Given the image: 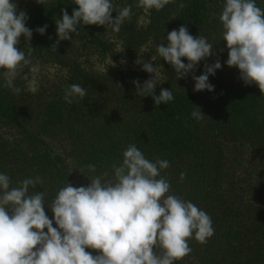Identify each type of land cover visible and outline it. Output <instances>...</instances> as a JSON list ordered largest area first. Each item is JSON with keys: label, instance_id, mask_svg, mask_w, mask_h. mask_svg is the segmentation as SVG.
Masks as SVG:
<instances>
[{"label": "rangeland", "instance_id": "obj_1", "mask_svg": "<svg viewBox=\"0 0 264 264\" xmlns=\"http://www.w3.org/2000/svg\"><path fill=\"white\" fill-rule=\"evenodd\" d=\"M193 1L183 0L186 6ZM205 1L209 10L200 35L213 44L214 55L199 62L194 75H201L205 64L219 60L221 69L209 76L212 85L259 89L254 84L245 85L239 78V70L225 64L228 50L226 42L221 41L219 20L223 0ZM38 2L17 0L18 10L26 11L29 16L26 22L29 29L36 16V7H48L55 0ZM180 2L176 0L160 11L152 10L146 14L136 7V0H114L116 9L132 6L131 16L119 33L111 29L106 31V26H86L88 32H94L108 42L105 50L90 44L88 38L81 39L73 34V40L61 41L57 51L50 48L48 53L39 54L32 48V38L26 42L21 36L17 48L23 50L31 61L18 70L19 75L14 81L21 91L16 94L12 89L0 86V100L14 103L25 121L23 128L0 122V172L11 177L12 186H17V181L25 178L39 176L43 183L37 185L36 190L45 191L50 203L68 182L79 187L87 186L90 183L88 178L103 173H108L104 179L113 177L112 165L122 161V153L127 148L125 143L127 146L134 143L124 124L125 117L132 112L116 97L111 101L103 99V95L96 93L91 85L114 82L136 92L133 81L139 80L142 84L154 77L135 64L139 56L145 61L154 58L152 63L158 68L156 94L162 88L171 89L174 94L201 101L206 90H193V73L176 80L172 66L156 52L157 46L165 43L168 32L174 29V18L186 8H180ZM257 6L264 8V0H257ZM112 15L115 17L116 13ZM121 60H126L127 64H121ZM183 62L187 63V60ZM122 80L126 84H122ZM33 82L35 92L28 90ZM2 83L0 79V85ZM70 84H79L86 89L83 100L65 103L64 90ZM148 98L141 97L140 100L146 102ZM50 106L55 112L60 111L59 119L48 117ZM202 113L205 116L200 119L199 155L177 160L176 165L170 164L161 175L171 184L169 194L190 200L206 211L212 219L214 234L203 244L189 239L192 251L177 263L264 264V102L250 112L247 119L241 118L235 123L210 116L204 108ZM100 123L107 133L103 134L105 137L98 136L97 125ZM99 142L111 144L109 154H104L103 158L99 153ZM42 150L61 160L62 165L58 167L67 172L65 179L58 181V173L51 162L48 165L43 160L34 162L30 159L36 151ZM88 164H94L96 171L90 172L86 167ZM181 173H185L182 180ZM45 211L52 218L47 202Z\"/></svg>", "mask_w": 264, "mask_h": 264}, {"label": "clouds", "instance_id": "obj_2", "mask_svg": "<svg viewBox=\"0 0 264 264\" xmlns=\"http://www.w3.org/2000/svg\"><path fill=\"white\" fill-rule=\"evenodd\" d=\"M71 2L78 6L72 14L62 9L61 18L55 20L54 51L61 41H72L81 25L106 26V31L119 33L132 11L131 5L116 9L114 0ZM169 3L176 0H136V7L150 14ZM185 6L181 0L179 7ZM28 19L26 11L18 10L17 0H0V86L16 94L21 91L14 84L18 70L31 63L17 48L21 36L26 42L33 36V30L26 27ZM219 20L221 41L228 50L225 64L236 67L243 83L256 85L264 95V8L257 6V0H223ZM47 27L35 31L43 35ZM165 41L156 52L172 66L176 80L193 73L194 91H214L209 76L221 69L219 60L205 64L203 73L194 75L199 62L214 55L207 37H194L186 26H180L168 32ZM152 61L154 58L145 61L141 56L135 61L142 71L154 74L142 84L133 81L135 94L152 97L156 106L168 104L174 100L173 92L162 88L156 95L158 68ZM121 64L127 61L121 60ZM28 90L36 91L34 82ZM86 94L81 85L70 84L63 99L73 104ZM204 116L199 107L191 112L196 120ZM122 156L119 164L112 165L111 179H104L108 173H103L92 179L86 176L87 186L68 182L50 203L45 191L36 190L43 183L41 177L25 178L12 186L11 177L0 172V264H176L191 253L189 239L206 243L214 234L212 219L192 201L169 194L171 184L161 171L170 162L149 160L136 144H129ZM86 167L96 171L94 164ZM180 175L182 180L185 173ZM45 202L52 218L46 214Z\"/></svg>", "mask_w": 264, "mask_h": 264}, {"label": "trees", "instance_id": "obj_3", "mask_svg": "<svg viewBox=\"0 0 264 264\" xmlns=\"http://www.w3.org/2000/svg\"><path fill=\"white\" fill-rule=\"evenodd\" d=\"M207 1L195 0L190 2L186 8L180 12L173 20L174 29L180 26H186L194 37L200 36L201 29L207 20L208 10ZM78 6L72 4L71 0H55L48 6H37L35 18L32 21L31 30L32 48L39 54L48 53L56 38L55 20L61 18V10L66 9L69 15L72 14L73 8ZM48 25L45 34L41 35L35 31L36 28ZM86 26H79L78 35L81 39L88 38L89 43L95 44L99 50H105L109 44L101 40L94 32H88ZM51 37V39H50ZM123 82V80H122ZM100 85L92 84L91 87L96 93H101L103 99L111 101L113 97L124 106L127 105L128 114L125 117L127 131L146 158L148 156H157L166 159L170 164L176 165L177 160L190 155H199V129L202 121L191 117V112L199 107L202 111L204 108L210 116L235 123L238 119H247L250 114L260 103L264 102V95H261L259 89L242 88L231 89L227 87H215L212 92L205 91L201 98V104L193 98H186L173 93L174 100L168 104L161 103L159 106L154 104L152 97L140 100L130 88L118 84ZM122 84H126L123 82ZM103 89L100 90L99 88ZM125 87L127 90H125ZM108 95V96H107ZM159 95V94H156ZM138 101V102H137ZM142 101V102H141ZM109 103V102H108ZM51 113L49 118L57 120L61 116L60 111L55 112L53 107H49ZM106 120V119H104ZM0 122L12 124L17 128H23L24 119L18 113L14 103L0 100ZM7 125V124H6ZM106 125V121H104ZM98 136L107 134L104 132L101 123L97 125ZM103 131V132H102ZM105 137V135H103ZM99 142L98 144H100ZM126 147L127 144L125 143ZM111 144H100V156L109 154ZM163 157V158H162ZM36 158V159H35ZM37 158L39 161H37ZM34 162L44 161L46 164L52 163V167L58 173V181L65 179L67 172L58 166L62 165L58 157H51L46 150L36 151V155L30 157ZM58 162V163H57ZM60 164V165H59ZM46 166V165H44ZM54 227L56 225H53ZM47 231V230H46ZM96 255V250L86 249ZM176 264H178L176 262Z\"/></svg>", "mask_w": 264, "mask_h": 264}]
</instances>
